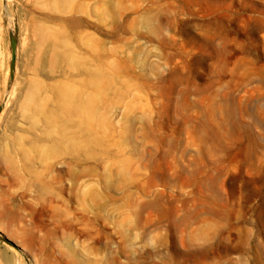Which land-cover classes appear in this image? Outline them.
<instances>
[{
    "label": "rangeland",
    "instance_id": "1",
    "mask_svg": "<svg viewBox=\"0 0 264 264\" xmlns=\"http://www.w3.org/2000/svg\"><path fill=\"white\" fill-rule=\"evenodd\" d=\"M0 237V264H264V0H0Z\"/></svg>",
    "mask_w": 264,
    "mask_h": 264
},
{
    "label": "water",
    "instance_id": "2",
    "mask_svg": "<svg viewBox=\"0 0 264 264\" xmlns=\"http://www.w3.org/2000/svg\"><path fill=\"white\" fill-rule=\"evenodd\" d=\"M8 35H9V64H8V85H9L10 81L12 80V74H13V68H14L16 38H15L14 31L12 29H9ZM0 240L5 242L8 245H11V247L14 248V246L8 243L6 240H4V238L0 237Z\"/></svg>",
    "mask_w": 264,
    "mask_h": 264
}]
</instances>
